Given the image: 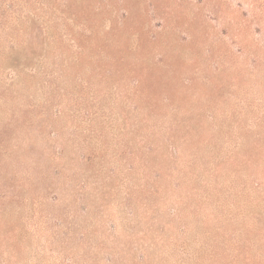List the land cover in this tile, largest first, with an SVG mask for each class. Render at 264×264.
Wrapping results in <instances>:
<instances>
[{
	"label": "rangeland",
	"instance_id": "374dc122",
	"mask_svg": "<svg viewBox=\"0 0 264 264\" xmlns=\"http://www.w3.org/2000/svg\"><path fill=\"white\" fill-rule=\"evenodd\" d=\"M0 264H264V0H0Z\"/></svg>",
	"mask_w": 264,
	"mask_h": 264
}]
</instances>
